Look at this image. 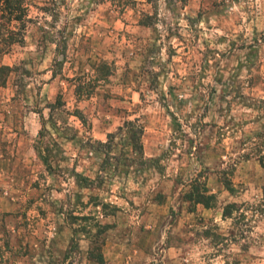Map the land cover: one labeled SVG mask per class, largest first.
Instances as JSON below:
<instances>
[{
	"label": "rangeland",
	"instance_id": "rangeland-1",
	"mask_svg": "<svg viewBox=\"0 0 264 264\" xmlns=\"http://www.w3.org/2000/svg\"><path fill=\"white\" fill-rule=\"evenodd\" d=\"M24 5L20 33L0 16V264H264V0Z\"/></svg>",
	"mask_w": 264,
	"mask_h": 264
},
{
	"label": "trees",
	"instance_id": "trees-1",
	"mask_svg": "<svg viewBox=\"0 0 264 264\" xmlns=\"http://www.w3.org/2000/svg\"><path fill=\"white\" fill-rule=\"evenodd\" d=\"M0 12H1V19L8 20L9 22H17L18 23V30L17 32H22L25 27L26 23L24 17L26 16V7L24 5V0H0ZM8 69L7 67H2V70ZM0 71V72H1ZM60 102V99H59ZM52 108L55 106L52 105ZM78 116H82L81 114H77ZM125 127L131 128L130 130V140L133 150L143 156L144 154V147H143V134L144 128L143 126H137L135 121H127L124 124ZM122 128H120L121 130ZM112 138L113 135L109 134ZM103 144V143H101ZM43 161L46 165L49 164V159L44 156ZM106 161V160H105ZM77 182L84 186L85 188H91L93 186L94 181L90 180L88 177L82 176L77 174ZM190 190L185 194V198L191 204L202 205L206 209H212L216 206V196L215 194L211 193L206 186V184H201L199 182V177L195 178L191 181ZM231 214V211L224 210V216L227 217ZM98 251L91 250L89 252V258L95 260L98 264H105L104 256L100 250V248L96 247Z\"/></svg>",
	"mask_w": 264,
	"mask_h": 264
}]
</instances>
